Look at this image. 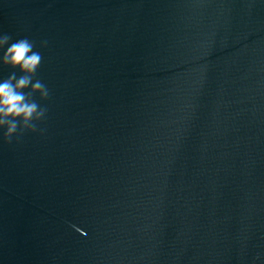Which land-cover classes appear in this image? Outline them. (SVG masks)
<instances>
[{"label": "water", "instance_id": "obj_1", "mask_svg": "<svg viewBox=\"0 0 264 264\" xmlns=\"http://www.w3.org/2000/svg\"><path fill=\"white\" fill-rule=\"evenodd\" d=\"M0 33L48 92L0 129V264H264V0H0Z\"/></svg>", "mask_w": 264, "mask_h": 264}, {"label": "clouds", "instance_id": "obj_2", "mask_svg": "<svg viewBox=\"0 0 264 264\" xmlns=\"http://www.w3.org/2000/svg\"><path fill=\"white\" fill-rule=\"evenodd\" d=\"M40 62V53L34 51V45L28 39L12 41L9 35L0 33V66L12 70V75L0 80V129L5 130L8 139L16 133L18 126L36 132L34 122L45 116V111L31 99L36 94L42 98L48 95L40 81H33ZM17 71L19 78L15 74Z\"/></svg>", "mask_w": 264, "mask_h": 264}]
</instances>
